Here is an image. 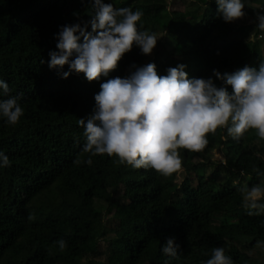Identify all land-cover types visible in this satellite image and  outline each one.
Wrapping results in <instances>:
<instances>
[{
    "label": "trees",
    "instance_id": "16d2710c",
    "mask_svg": "<svg viewBox=\"0 0 264 264\" xmlns=\"http://www.w3.org/2000/svg\"><path fill=\"white\" fill-rule=\"evenodd\" d=\"M105 2L142 11L138 30L169 39L144 64L133 45L116 69L89 81L68 64L50 68L49 53L58 51L62 26L87 24L92 32V0H0V80L9 85L0 100L20 97L23 109L16 124L0 115V152L9 157V166L0 161V264H84L87 257L94 264L107 233L104 215L116 199L115 235L103 264H206L216 247L233 264H264V208H246L241 191L264 186V140L255 129L235 139L227 127L218 128L202 151L179 149L184 176L178 183L176 173L137 169L107 154L86 163L90 154L78 123L94 113L103 83L149 63L161 76L184 64L189 79L211 78L231 94L214 70L231 74L264 63V38H257L264 0H241L245 16L232 22L223 19L217 0H191L186 11H169L165 0ZM248 16L258 21L246 25ZM217 146L225 148V160L206 176ZM220 173L224 179L217 182ZM235 174L247 185L232 184ZM168 238L179 246L175 256L162 251Z\"/></svg>",
    "mask_w": 264,
    "mask_h": 264
},
{
    "label": "clouds",
    "instance_id": "9594fccd",
    "mask_svg": "<svg viewBox=\"0 0 264 264\" xmlns=\"http://www.w3.org/2000/svg\"><path fill=\"white\" fill-rule=\"evenodd\" d=\"M92 3L95 8L90 21L92 32L87 31V24L62 26L57 35L58 51L49 53L50 68L62 69L68 64L71 70L95 81L116 69L133 45L139 46L143 54L152 53L158 39L155 33L138 30L142 11L117 8L105 0H92ZM217 3L226 22L245 16L241 0H217ZM257 19L258 27L264 30V15L258 14ZM185 68L186 65L180 64L161 76L156 65L149 63L137 67L128 78L117 77L103 83L95 95L94 113L87 120L78 121L85 129L83 151L90 154L86 163L91 164L93 156L107 154L117 157L122 164L137 169L152 168L170 176L182 167L178 150L202 151L208 144V134L218 128L227 127L228 134L235 139L255 129L264 140V63L259 69L245 66L231 74L222 75L214 70L218 79L232 87L231 94L226 87L218 88L211 78L189 79ZM70 74L62 73L64 78ZM0 90L4 95L9 93V85L3 80ZM19 99L10 96L0 100V115L10 124H16L23 115ZM0 161L2 166H9V157L3 152ZM241 191L246 208H264L258 203L264 199V186L254 185ZM56 243L61 251L67 246L63 239ZM178 247L174 238H168L162 251L175 256ZM206 264L233 262L223 247H216Z\"/></svg>",
    "mask_w": 264,
    "mask_h": 264
},
{
    "label": "rangeland",
    "instance_id": "374dc122",
    "mask_svg": "<svg viewBox=\"0 0 264 264\" xmlns=\"http://www.w3.org/2000/svg\"><path fill=\"white\" fill-rule=\"evenodd\" d=\"M165 1L167 3V8L169 11H186V10H189V8H190L189 6H190V2H191V0H165ZM257 21L258 20H254V18H251L250 16H248V18L245 20V24L247 25L249 23H253V22H257ZM237 22L239 23V21H237ZM155 34H156L157 39H158L157 45L153 49L151 54H149V55L144 54L143 64L154 57L156 50H158L160 48V43H163L164 41H167L169 39L168 36L164 32H157ZM253 34H254V32H252L251 37H253ZM260 34L261 35L257 36V38L258 39L264 38V31H260ZM224 152H225V148L222 146H217L213 149L212 155L209 159L211 164L204 168V170H203L204 175H206V176L209 175V173L216 166L217 163L224 162V160H225ZM183 176H184V172L182 171V169H180L178 172H176V181L179 183L182 180ZM223 179H224V176L222 173H220L218 178H217V182H220ZM235 183L247 185V180L245 178H242L240 175L235 174L233 176L232 184H235ZM118 202H121V200L117 201V199H116L114 201V205L112 206V209L109 210L108 212H106V214L104 215V224L107 227V230H106L107 233H106L105 237H103L99 240L98 246H99L100 251H102V252L93 258L94 264H103L105 262L106 256L108 254L107 241L112 239L115 235L114 229H115L116 224H115V221L113 220V211H114L115 204H117ZM88 258L89 257L83 259L82 262L84 264H87Z\"/></svg>",
    "mask_w": 264,
    "mask_h": 264
}]
</instances>
